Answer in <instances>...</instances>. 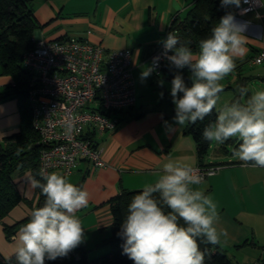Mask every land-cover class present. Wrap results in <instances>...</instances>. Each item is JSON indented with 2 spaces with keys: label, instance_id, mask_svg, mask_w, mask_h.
Instances as JSON below:
<instances>
[{
  "label": "crops",
  "instance_id": "crops-1",
  "mask_svg": "<svg viewBox=\"0 0 264 264\" xmlns=\"http://www.w3.org/2000/svg\"><path fill=\"white\" fill-rule=\"evenodd\" d=\"M264 2V0H261ZM197 0H34L33 8L38 28L33 40H88L102 45L107 51L132 50L134 75L151 63V56L173 21L190 18ZM237 21L247 22L245 52L235 59L236 68L221 83L220 106L239 97L238 89L264 84V66L252 64L253 58L264 49V8L261 16L242 14L231 6ZM137 50L139 56L136 55ZM152 85L151 76L148 77ZM160 93L171 91L164 80ZM14 84L0 66V143L20 131L22 114L20 100L10 92ZM153 86V85H152ZM156 91V87L153 86ZM137 89V88H136ZM137 105L132 114H124V121L113 133L99 140L102 158L107 168H94L80 161L67 179L89 192V203L77 212L82 222L84 241L90 257L105 252L104 241L111 236L113 218L109 202L123 191L142 190L156 181L157 173L169 161L196 168L200 162L193 138L185 133L187 126L174 121L175 110L159 96L154 101L141 102L137 91ZM217 104V109H219ZM167 122V124L165 123ZM170 126V127H169ZM233 139V138H232ZM215 143V142H214ZM211 149L213 148V145ZM219 154L229 155V144H218ZM227 147V148H225ZM210 149V151H211ZM216 152L213 157L217 156ZM233 156V152H231ZM210 155L205 165H225L215 176L194 186L210 195L217 204L220 219L218 230H227L219 246L233 264H253L264 261V168L242 166L238 159L216 162ZM30 171L16 172L14 182L24 201L0 221V257H15L17 233L7 238L5 226H14L30 218L37 208L39 196L28 182ZM24 225V224H23Z\"/></svg>",
  "mask_w": 264,
  "mask_h": 264
},
{
  "label": "clouds",
  "instance_id": "clouds-1",
  "mask_svg": "<svg viewBox=\"0 0 264 264\" xmlns=\"http://www.w3.org/2000/svg\"><path fill=\"white\" fill-rule=\"evenodd\" d=\"M241 2L220 0V6L240 8ZM246 29L247 22L237 21L232 12H226L210 35L200 40L198 52L189 46L191 41L169 32L158 41L163 50L141 71L140 80L143 83L158 69L161 58L176 69L187 68L191 86L186 85L181 72L171 80L175 123L180 127L195 124L216 109V119L204 127L203 139L222 145L236 138L240 143L233 149V157L242 161V166L264 168V90L249 95V89L241 86L238 98L217 109L224 90L221 81L234 71L235 59L245 52ZM163 84L159 81L161 87ZM163 95L159 93L161 98ZM64 131L73 134L74 118H66ZM39 175L43 182L31 175L27 179L32 189L41 190L45 200L31 211L28 222L17 233L15 264H45L46 260L66 257L84 241L85 229L76 214L88 205L89 192L60 173ZM157 177L131 198L117 233L124 241L122 254L134 264H206L210 252L201 249V242L219 245L228 233L216 227L220 216L212 197L194 187L204 176L197 168L169 161Z\"/></svg>",
  "mask_w": 264,
  "mask_h": 264
},
{
  "label": "built area",
  "instance_id": "built-area-1",
  "mask_svg": "<svg viewBox=\"0 0 264 264\" xmlns=\"http://www.w3.org/2000/svg\"><path fill=\"white\" fill-rule=\"evenodd\" d=\"M261 3L242 0L240 12L259 17L264 8ZM172 31L178 34L170 26L162 40ZM162 50L159 44L151 61ZM132 58V50L107 51L100 44L73 38L37 41L34 49L24 53L23 68L30 76L32 126L40 136V172H57L68 177L80 161L98 169L108 167L98 138L115 132L121 113L137 105ZM169 64L161 58L153 74L161 76ZM252 64L264 66V49L256 54ZM66 118H74L75 131L70 136L64 131ZM223 167L196 168L204 176V182Z\"/></svg>",
  "mask_w": 264,
  "mask_h": 264
},
{
  "label": "trees",
  "instance_id": "trees-1",
  "mask_svg": "<svg viewBox=\"0 0 264 264\" xmlns=\"http://www.w3.org/2000/svg\"><path fill=\"white\" fill-rule=\"evenodd\" d=\"M33 2L34 0H0V66L3 73L11 76L14 80V84L9 89L14 96L19 98L22 114L20 131L13 134L4 143H0V221L4 220L14 208L24 201L14 182L16 172L30 171L32 176L43 182L39 175L40 136L33 129L32 110L28 100L30 76L23 68L24 53L36 46L33 38L38 23L34 15ZM197 2L189 19L184 22L175 19L171 25L172 29L177 30L182 40L191 41L189 46L194 52L199 51L200 40L209 36L211 28L219 22L226 12L232 10L231 6L222 8L220 0H197ZM177 72H181L186 85L191 86L192 81L189 79L190 72L188 69H176L170 64L163 70L161 76L152 73V85L160 87L159 81L163 79L171 84V80ZM170 92L164 94V98L175 110ZM133 109L121 113L120 124L124 121L123 115H131ZM215 119L216 109L203 121L187 125L185 130V133L191 136L196 143L200 162L198 166L200 167L226 165L204 164V161L210 155V149L214 141L204 140L202 132L204 127L215 121ZM239 143L240 141L234 138L225 142V144L232 145L233 149L238 148ZM138 191L141 190L123 191L110 200L109 205L113 223L110 228L111 236L104 241V246L108 247L106 253L103 252L95 257H90L89 250L79 245L66 257L54 261L46 260L45 264H134L126 255L122 254L124 241L117 233L121 230L131 198ZM36 192L39 196L37 207H40L43 205L45 197L39 188H36ZM165 211H168V209H165ZM28 219L14 226H5L7 238L10 239L14 236L18 229L28 222ZM200 246L202 250L207 248L210 252V259L206 257V264H233L225 250L219 245H208L201 242ZM261 263L264 264V261H261ZM0 264H15V257L11 258L10 261L0 257Z\"/></svg>",
  "mask_w": 264,
  "mask_h": 264
},
{
  "label": "rangeland",
  "instance_id": "rangeland-1",
  "mask_svg": "<svg viewBox=\"0 0 264 264\" xmlns=\"http://www.w3.org/2000/svg\"><path fill=\"white\" fill-rule=\"evenodd\" d=\"M136 88H137V91H138V95L142 97L141 98L142 104H144L145 101H147V100L148 101H154V100L159 98L160 90H158V88L156 87V91H155L153 86L150 85V81H149L148 78L146 79V81H144L142 83L141 80H140V75H138V74L136 75ZM258 90H264V84L262 85L259 82L257 85L252 86L251 89H250L251 94L253 92H255V91H258ZM218 107H220V104H218ZM234 139H236V138H234ZM218 147H219V145L215 142L214 145H213V148L210 151V157H213L215 152H216V154L219 152ZM228 149L230 151L229 155L225 156L223 154H219V155L217 154V156L213 157V159L216 162H226V161H228L231 158L233 159V156L231 154V152H233V146H228ZM104 253H106V251ZM98 255H100V254H98Z\"/></svg>",
  "mask_w": 264,
  "mask_h": 264
},
{
  "label": "water",
  "instance_id": "water-1",
  "mask_svg": "<svg viewBox=\"0 0 264 264\" xmlns=\"http://www.w3.org/2000/svg\"><path fill=\"white\" fill-rule=\"evenodd\" d=\"M35 147V146H34Z\"/></svg>",
  "mask_w": 264,
  "mask_h": 264
}]
</instances>
